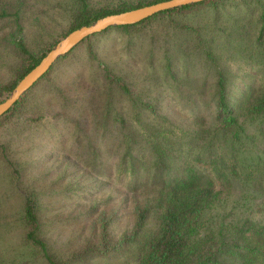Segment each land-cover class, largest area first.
Masks as SVG:
<instances>
[{"label":"rangeland","instance_id":"obj_1","mask_svg":"<svg viewBox=\"0 0 264 264\" xmlns=\"http://www.w3.org/2000/svg\"><path fill=\"white\" fill-rule=\"evenodd\" d=\"M136 1L89 3L100 8ZM74 6L75 0H0V14H8L0 17V84L12 80L22 63L12 43L11 15L18 13L26 47L37 53L67 28ZM263 14L264 0H228L217 13L198 8L159 17L137 30L110 29L92 38L97 58L128 85L138 103L135 110L115 86L106 87L97 62L87 56L90 43L57 62L17 115L0 125V264H48L25 240L23 203L29 193L40 205V236L49 252L63 261L71 260L89 240H97L92 230L100 215L115 216L108 226L111 240L132 227L135 202L116 172L124 135L134 128L132 114L136 112V119L141 114L148 124L154 119L140 110V103L154 106L159 117L181 129H210L207 139L214 137L220 144L213 143L211 151L222 155V170L236 155L233 162L240 177L247 173V164L264 159V115L261 122L244 124L245 133L233 150L214 127L212 100L218 71L228 79L234 98L264 91V32L257 41ZM205 52L214 58V66ZM116 117L124 119L125 126ZM144 150L136 146L137 152ZM194 164L208 167L205 161ZM221 172L208 175L218 189L231 185L238 195L241 182L234 176L225 182ZM223 214L219 206L211 216ZM136 259L122 252L70 264H135Z\"/></svg>","mask_w":264,"mask_h":264},{"label":"trees","instance_id":"obj_2","mask_svg":"<svg viewBox=\"0 0 264 264\" xmlns=\"http://www.w3.org/2000/svg\"><path fill=\"white\" fill-rule=\"evenodd\" d=\"M163 1L167 0H137L135 3L121 2L114 7L97 8L92 6L89 0H75L67 28L57 39L37 53H32L26 47L19 15L12 14L15 21L12 43L22 63L12 80L0 84V94L5 95L0 99V103L55 44L70 32L91 25L108 15ZM226 1L228 0H206L157 13L136 24L111 27L85 38L75 48L85 42L90 43L92 38L110 29L137 30L159 17L174 13L198 8H206L212 13H217ZM5 16L8 14H0V17ZM261 21L258 42H261L263 37L264 14ZM187 31L194 34L196 32L195 29ZM75 48L60 57L6 113L0 116V125L17 115L28 94L41 81L48 78L57 62L69 57ZM86 53L89 60L97 62L103 72L102 78L106 87L115 86L135 110L138 103L131 97L125 81L108 71L97 58L91 43L88 44ZM204 55L214 66L212 55L209 52H205ZM215 77L212 95L215 103L213 124L217 127V133L222 135L223 142L231 145L234 150L245 133L244 124L260 121L264 115V91L255 97L240 93L238 98H234L228 89V79L224 73L218 71ZM140 104L142 107L140 110L149 111L154 119L148 124L141 120L143 119L141 114L138 115L139 119H136V112L132 114L134 128L128 129V133L124 135V152L116 172L117 178L125 181L126 188L135 202L132 227L121 234L119 239L112 241L108 226L115 216L100 215L93 223L92 230L96 233L97 240H89L71 260L63 261L49 252L45 239L40 236V205L37 196L29 193L23 203L27 244L37 250L48 264H70L72 260L84 261L122 252L130 253L132 256L134 254L135 257L137 255L135 264H264V159L247 164L245 167L247 173L240 174V177L236 176L233 162L236 155L231 157V166H224L227 168L222 170L218 164L223 161L222 155L211 151L213 143L218 147L220 144L214 137L207 139L210 129L208 131L207 128L198 127L193 132L181 129L168 118L159 117L154 106L148 103ZM115 120L125 126V121L121 117H116ZM136 121L138 142L134 135ZM138 144L146 152H137ZM193 151L194 156L190 155ZM184 154L188 155L186 161L182 159ZM194 160L205 161L208 167L199 169ZM209 171H222L220 177L225 182H230L233 176L236 177L241 182L239 194L236 195L231 190V185H221L222 188L218 189L214 179L208 175ZM219 206L224 208V214L214 219L211 215ZM242 215L245 216L239 221Z\"/></svg>","mask_w":264,"mask_h":264},{"label":"water","instance_id":"obj_3","mask_svg":"<svg viewBox=\"0 0 264 264\" xmlns=\"http://www.w3.org/2000/svg\"><path fill=\"white\" fill-rule=\"evenodd\" d=\"M203 1L206 0H167L141 8L108 15L96 20L91 25L82 26L70 32L55 44L40 62L17 83L9 96L0 103V116L6 113L60 57L69 53L85 38L111 27L136 24L157 13Z\"/></svg>","mask_w":264,"mask_h":264}]
</instances>
